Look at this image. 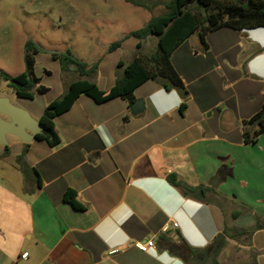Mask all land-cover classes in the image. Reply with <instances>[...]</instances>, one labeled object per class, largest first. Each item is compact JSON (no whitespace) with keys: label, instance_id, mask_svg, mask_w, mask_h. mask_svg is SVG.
I'll return each mask as SVG.
<instances>
[{"label":"crops","instance_id":"obj_1","mask_svg":"<svg viewBox=\"0 0 264 264\" xmlns=\"http://www.w3.org/2000/svg\"><path fill=\"white\" fill-rule=\"evenodd\" d=\"M159 7L152 17L166 11L149 12ZM134 31L107 58L86 62L97 65L91 81L101 91L122 76L120 64L155 51L157 37L138 48ZM127 45L126 61L110 58ZM170 64L181 87L144 81L133 92L138 114L128 99L82 93L55 117L57 143L7 136L0 144V264H264V133L244 142L259 128L251 120L264 116V28L199 29ZM35 75L42 105L35 97L20 106L40 121L79 77L42 52Z\"/></svg>","mask_w":264,"mask_h":264},{"label":"trees","instance_id":"obj_2","mask_svg":"<svg viewBox=\"0 0 264 264\" xmlns=\"http://www.w3.org/2000/svg\"><path fill=\"white\" fill-rule=\"evenodd\" d=\"M136 7L151 10L163 5L166 11L157 17H152L142 28L132 32L130 36L140 42L150 36L157 37V46L150 56H135L128 64H120L123 67L122 76L116 81L114 87L108 92L101 91L91 78L96 74L97 65L89 66L86 62L76 58L71 50L65 53H52L53 60H57L64 72H73L79 77L71 82L62 96L51 102L43 110L40 122L45 126V133L38 135V139H44L49 144L58 142V136L54 131V119L59 114L67 111L75 99L85 93L96 102L101 103L116 97L128 99L134 102V89L149 79H169L171 85L180 88L181 83L176 78L170 64L172 53L199 29L204 31L214 30L218 27H228L233 30H253L264 28V0H124ZM122 43L117 41L110 46V50L118 48ZM40 49L32 41L25 46V70L10 76L0 72V82L4 81L12 88L18 99L33 101L38 94L44 92L42 87H36L38 78L35 75L36 57ZM167 87V86H166ZM252 123H257L259 128L252 134L244 133L246 144L254 143L264 133L263 113L254 117ZM52 139V141H51ZM172 185L180 187L185 193L193 190L178 182L175 177H170ZM71 203L77 207V203L71 198ZM257 226L264 225L259 219ZM214 244L222 246L223 239L218 237Z\"/></svg>","mask_w":264,"mask_h":264},{"label":"rangeland","instance_id":"obj_3","mask_svg":"<svg viewBox=\"0 0 264 264\" xmlns=\"http://www.w3.org/2000/svg\"><path fill=\"white\" fill-rule=\"evenodd\" d=\"M162 11L159 7L149 12L123 0H0V72L16 76L25 70L28 41L45 54L65 53L69 49L82 61L99 63L110 54L113 42L129 31L142 28L152 14ZM108 20L113 24L109 25ZM129 42L126 40V44ZM152 47L149 40L143 51L150 52ZM129 57L128 45L110 55V58L123 61ZM40 58L45 65L51 66L44 55ZM37 72H42L40 63ZM0 97L8 98L19 108L31 102L18 99L4 81L0 82ZM35 101V106L40 108L42 99L38 97ZM8 137L11 140V136Z\"/></svg>","mask_w":264,"mask_h":264},{"label":"water","instance_id":"obj_4","mask_svg":"<svg viewBox=\"0 0 264 264\" xmlns=\"http://www.w3.org/2000/svg\"><path fill=\"white\" fill-rule=\"evenodd\" d=\"M143 101L138 100L131 106L133 113L143 110ZM45 132L42 122L35 120L29 112L13 105L8 98L0 97V144L8 145L7 136H15L27 144Z\"/></svg>","mask_w":264,"mask_h":264},{"label":"built area","instance_id":"obj_5","mask_svg":"<svg viewBox=\"0 0 264 264\" xmlns=\"http://www.w3.org/2000/svg\"><path fill=\"white\" fill-rule=\"evenodd\" d=\"M136 246H137L140 250H142V251H144V252L147 251V245H146V244L136 243ZM117 252H118V249H113V250H111V251L109 252V254H110V255H113V254H116ZM26 257H27V253H25V254L22 255V258H26Z\"/></svg>","mask_w":264,"mask_h":264}]
</instances>
